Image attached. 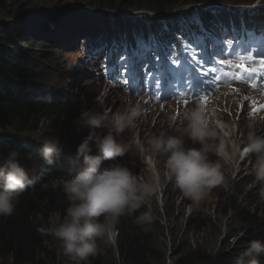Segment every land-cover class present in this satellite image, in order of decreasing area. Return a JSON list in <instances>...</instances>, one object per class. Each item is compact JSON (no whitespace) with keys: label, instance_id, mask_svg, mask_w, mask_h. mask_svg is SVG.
Segmentation results:
<instances>
[{"label":"rangeland","instance_id":"1","mask_svg":"<svg viewBox=\"0 0 264 264\" xmlns=\"http://www.w3.org/2000/svg\"><path fill=\"white\" fill-rule=\"evenodd\" d=\"M91 2L95 1L19 0L15 7L21 4L22 6L16 10L14 9L15 14H19L22 9L24 11L26 7L35 5H40V7L43 5L47 8L39 12H32L27 16H25V12L20 15H14L13 12L11 15H8L6 11L4 13L0 12V31H5L3 27H6L7 30L13 29L16 45L22 46L23 49H29L21 52H29L33 55L39 67L46 70L45 80L47 82L52 81L63 87L77 102L82 104L83 113L93 110L116 115L124 111L128 106L136 103L142 105L144 112L136 119L134 125L124 132L114 133V135L119 143L129 146L128 152L131 155L136 156L141 161L140 178L151 182L154 173L159 175L160 189L156 195L149 198L145 205V211L150 210L154 217V223L148 234L153 237L156 244V252L164 253V258L159 255L160 258L154 260L153 264H221L223 261L227 262L226 259L228 257L234 259L243 249L249 246L250 241L264 240V200L260 197L261 186L256 184L249 194L242 192L237 195L234 193L232 197L229 196L232 194L230 193V185L233 183V176H240L241 173H251L255 159L244 158V151L242 155L240 154L241 151L234 147L232 143L234 140L229 132L234 130V139L239 137L242 139L243 143L241 145H243L246 140L248 124L250 122L253 123V121L256 123V118L264 114V111H255V114H253L254 104L259 107L258 104L261 99V96L255 98L256 94L254 93L257 91V87H264V73H257L252 76L245 73L243 79L229 76H224L220 79V81H233L237 85L235 92H229V87H223L221 90L224 98L221 99L220 106L222 111H220V114H222L221 117H224V119H226L225 116L228 119V121L224 120V131L228 133L229 137L222 134L219 129H213L214 135L207 141L211 158L220 159L225 179L222 184L208 192L203 200L195 203L185 197L174 186L173 182L167 179L164 158L153 155L151 151H147L141 156L140 147L148 148V137L153 134H159L161 131L175 134L174 129L181 126L180 121L185 111L200 105L205 108H212L216 105L212 100L207 101L205 104L199 99V97L205 95V90L195 91L194 86L193 89H188V84L199 77V70L193 71L190 68L193 73L190 75L188 74L190 70L184 72V78H186L183 81L184 89H169L174 76H172L171 70L165 67V63L173 68H177L178 64H174L172 59L162 53V65L160 64L162 66L161 88L159 90L150 89L148 86L143 85L142 82L137 85L129 82L125 85L120 77L109 78L110 73L106 72L105 68L113 62L116 65L121 64V57L117 58L116 52L113 51V57L109 60L108 53H103L102 49L99 48L100 42L98 40L89 39L87 41L89 45H86L87 31L90 28H95V26L106 30L104 24L98 22V20H110L115 17L112 20L127 21L137 17L149 22L152 18H159L160 15L156 13L154 15L147 10L137 11L134 8L126 7L96 8L98 6L91 4ZM41 13H44L43 15L45 16L42 15V17L46 20L44 21L43 18L38 20L43 22L51 21L53 23L51 32L55 31L56 28L58 29L52 33L53 37L50 39L49 46H44L34 36L35 31H37L34 25L39 22L36 18L38 14L41 17ZM169 15L171 14L167 16ZM91 16L97 17L98 20L88 23ZM193 18L196 17L192 16L184 21L180 16L176 15L166 19L174 23H180L179 26L169 29L167 34L171 39L170 43L178 42L179 49L182 51L181 54L183 53L184 56H186L185 46L177 30L182 27H189ZM82 26L87 27L84 29L83 34L77 37L78 42L75 40L72 42V46H65L68 42L67 35L70 33L78 34V30ZM159 27L160 25L155 26V28ZM32 37L34 38L33 40H31ZM75 37L73 36L72 38ZM206 39L209 41V46L205 49L201 48L200 53H206L211 61L215 62L216 52H214V48L212 50V44L215 43L213 45L215 48L223 45L217 42L220 39L210 36L206 37ZM33 42H37V44L35 43V45ZM32 43L34 46H32ZM57 46L62 48L60 52L54 53L56 57L58 56V62L57 64L54 63L55 65L52 63L48 64L43 60H46L43 55H51L52 49L50 48L54 49ZM89 51L94 52V58L90 59L88 54H85L81 62L80 55L83 52L90 53ZM246 53L249 54L247 51ZM188 63H191V61L189 60ZM207 66L211 67L215 66V64ZM144 67L147 66L145 65ZM144 67L137 65V69L141 73L144 71ZM63 70H66V73H74V78L70 80L72 85L68 84ZM123 71L124 69H120L121 77L125 75ZM53 73L56 76H53ZM41 80H38L37 83H39L38 87L43 89L45 85L40 83ZM142 80L143 77L141 76L140 81ZM155 95H160L161 99L157 100ZM185 100H187V103L184 102ZM225 101L226 104H224ZM232 102H235L237 106H232ZM230 106L233 107V112H231ZM246 107H249L248 110H245ZM173 117L176 119L173 120ZM76 121L68 120L64 117L59 121L47 120L39 129L28 132L23 136H28L38 141H43L48 136H57L67 150H72L73 147H77L88 132L87 128L77 131L78 125ZM107 130V128L98 129L97 132L98 134H103ZM183 135L187 139V133L185 132ZM221 140L224 141L225 145V158L217 157L215 154ZM187 143L192 147L200 146L199 143L193 144L191 141H187ZM67 144H69L68 147L66 146ZM241 145L238 148H241ZM65 153L67 154V152ZM67 159L68 163H65L67 166L62 173L60 175L55 174L46 183L42 184L41 194L38 197L42 208L54 220V223L63 220L64 210L68 205L64 193L57 187L58 178H71L83 170L82 165L74 155H69ZM30 178L35 180L34 175H30ZM117 225H115L112 233L98 241L99 254L90 256L89 259H98L97 261L101 264H129L122 260L117 249ZM225 225H227L226 231ZM241 231L245 232L242 237L239 235ZM218 246L219 253H217ZM56 250L58 256L57 264H73L63 253L59 241H57ZM87 261L82 262V264H86ZM260 261H264L263 256ZM7 264H12L11 260H8Z\"/></svg>","mask_w":264,"mask_h":264},{"label":"clouds","instance_id":"2","mask_svg":"<svg viewBox=\"0 0 264 264\" xmlns=\"http://www.w3.org/2000/svg\"><path fill=\"white\" fill-rule=\"evenodd\" d=\"M255 2L259 5L261 0H255ZM43 14L41 13L40 16ZM38 18L39 14L36 19ZM93 20H98V18L91 16L88 23ZM128 20L124 21L126 25H128ZM38 21L37 24L43 22ZM109 21V19L98 20L104 23L105 28ZM111 21L117 23L116 20ZM86 27H80L78 34L67 35L68 42L65 46H72V42L78 41L77 37L83 34L82 31ZM90 29L97 31L96 29L101 28ZM73 36L76 37L72 38ZM99 38L101 36L94 34L87 39L99 40L100 46L104 40ZM58 49L62 48L55 47L53 53ZM80 56L82 62L85 56ZM63 71L68 84L72 85L70 80L74 78V73ZM60 88L64 90L63 87L60 86ZM143 112L144 109L140 103L126 107L124 111L116 115L88 110L76 121L77 131L88 129L87 135L76 148L67 150L57 136H48L42 141L41 156L47 165H53L57 157L64 156L62 162L64 166L56 174L60 175L67 166L65 163H68L69 155H74L83 168L71 178H58L57 187L64 193L68 202L63 220L38 228L42 236L52 237L53 240L60 242L63 253L73 264H82L90 256L98 255L100 251L98 241L114 231L115 225L119 223L122 216L132 217L133 223L144 232L151 230L154 223L152 212L147 210L139 215L136 213L147 204L149 198L159 191V175L154 173L151 182H147L135 174L127 164L121 163L118 158L126 155L129 146L119 143L114 135V133L119 134L132 127ZM214 116L215 113L211 107L205 108L200 105L189 109L182 116L181 126L174 129L175 134L161 131L159 134L148 137V148L140 147L141 156L151 151L153 155L164 158L167 179L173 182L185 197L195 203L203 200L208 192L222 184L225 179L220 159L211 158L207 143L208 139L214 135L213 129H219L222 134L229 137L224 131V117L219 115L222 125H216L211 121ZM175 119L173 117V120ZM105 128L108 129L106 133L98 134V129ZM185 132L187 139L183 135ZM187 141L193 144L199 143L200 146H189ZM232 143L235 144V141ZM243 145L246 155L244 158H255L252 171L233 176V183L230 185L232 194L229 196L232 197L234 193L237 195L235 183L239 180H247V177H253L242 192L249 194L256 184H259L261 186L260 197L264 200V131L250 122ZM243 151L240 152L241 155ZM215 154L220 158L226 157L223 140L217 146ZM19 155L17 151H11L6 161L0 165V217L12 216L17 210L21 195L37 180L36 172L28 173L19 163ZM109 161L112 163L105 167ZM30 175H34L35 180H32ZM226 230L227 225H225ZM239 235L242 237L245 232L241 231ZM44 242L48 243L47 240ZM217 253H219V246ZM262 256H264V240H252L249 246L234 258V264H260Z\"/></svg>","mask_w":264,"mask_h":264},{"label":"trees","instance_id":"3","mask_svg":"<svg viewBox=\"0 0 264 264\" xmlns=\"http://www.w3.org/2000/svg\"><path fill=\"white\" fill-rule=\"evenodd\" d=\"M19 0H0V12L11 15L25 16L32 12L46 10V6L35 5L24 8L19 14L14 9ZM91 4L96 8H136L135 10H147L161 15L169 14L173 9L187 4H203L210 1L225 3L221 0H94ZM235 4H251L255 0H225ZM15 7V8H14ZM38 9V10H35ZM201 16L202 25L207 30L227 32L229 29H247L252 24L262 26L264 17L253 20V14H241L236 9L227 7H215L212 9H197ZM37 14V13H36ZM43 18L42 15L38 19ZM44 19V18H43ZM122 22L120 19H115ZM51 21L35 24L38 30L34 36L44 46H49L52 39ZM0 31V164L2 165L11 151H17L19 163L29 172H36L37 180L29 186L28 190L21 195L20 203L16 212L9 217H0V264H57V241L52 237H45L40 234L38 228L47 227L54 220L49 217L42 208L38 197L41 194L42 184L46 183L64 166V156L55 159L53 165H47L41 156L42 141L28 136V132L40 128L47 120L59 121L61 118L78 120L83 114V106L80 102L66 93L52 81L47 82L44 78L45 69L39 67L35 57L16 45L13 29ZM56 30V29H55ZM51 34V35H48ZM34 38L32 37L31 40ZM44 40V41H43ZM42 41V42H41ZM52 47V46H51ZM57 51V52H56ZM55 53L60 52L59 49ZM43 55L48 64L58 62L53 53ZM55 65V64H54ZM53 65V67H54ZM53 76H56L53 73ZM45 85L43 89L39 86L38 80ZM130 155V156H129ZM121 163L127 164L138 176L141 174L142 163L129 152L122 158ZM112 161L106 163L105 167ZM57 175V174H56ZM253 177L247 180H239L236 184L237 194L244 191ZM145 207L136 213L145 211ZM117 249L122 260L129 264H153L154 260L164 253L156 252V244L148 232L133 223V218L127 215L122 216L117 223ZM45 240L48 241L45 244ZM264 257V256H263ZM93 258L88 259L86 264H101ZM227 262L221 264H234L233 258L228 257ZM264 264V261H260Z\"/></svg>","mask_w":264,"mask_h":264},{"label":"snow or ice","instance_id":"4","mask_svg":"<svg viewBox=\"0 0 264 264\" xmlns=\"http://www.w3.org/2000/svg\"><path fill=\"white\" fill-rule=\"evenodd\" d=\"M199 23V21H194ZM247 36L249 37L248 41L243 43V47L247 50L252 44L259 46L261 51H257L256 55L246 54L239 55L238 60L232 61L226 59L221 51L218 53L221 56V59L218 61H211V59L206 55V53H200L197 55H188V48H185L186 58L185 63H188L190 60L191 63L188 64V67L192 68L193 71L199 70V78L195 81L196 89H203L205 85H211L215 82H218L222 77L229 76L236 79H243L244 74L247 73L249 76L257 73H264V33L256 35L253 31H246ZM202 39V34L200 36H195L196 48H200V41ZM232 41L229 40L226 42L229 52H235L236 49L232 47ZM206 48V46H205ZM166 50L167 56L169 59H172L174 64H179L178 54L175 53L173 45L171 43L167 45L161 44L160 41L156 40L155 37H151L148 40H141L137 48L131 50L127 48H122L119 52H127V59L124 60L121 64L116 65L114 62L105 68V71L110 73L109 78L120 77L123 79V83L127 85L130 81L133 85L141 83L145 86H148L150 89L159 90L161 88V65L159 64L158 57L160 51ZM107 51L109 60L113 57V50L105 49ZM119 52L116 53L117 58H119ZM155 52V56L153 53ZM151 58V59H149ZM209 64H215V66H207ZM137 65L144 67V71L141 73L137 69ZM194 66V67H193ZM120 69L125 70V75L121 77ZM143 77V80L140 81L139 78ZM255 87V85H253ZM188 89H193V83L188 84ZM157 100L161 99L160 95H155ZM203 103H207L208 96L199 97ZM187 103V100L184 101ZM255 111H264V105L256 107L254 104V113Z\"/></svg>","mask_w":264,"mask_h":264},{"label":"bare ground","instance_id":"5","mask_svg":"<svg viewBox=\"0 0 264 264\" xmlns=\"http://www.w3.org/2000/svg\"><path fill=\"white\" fill-rule=\"evenodd\" d=\"M136 9V8H135ZM111 18V17H110ZM113 18H115V17H113ZM112 18V19H113ZM62 19V18H61ZM112 19H110V20H112ZM181 21V20H180ZM180 24V23H179ZM53 26V25H52ZM56 27V26H55ZM56 30H58L57 28H56ZM55 30V31H56ZM55 31H53V32H55ZM36 32V31H35ZM52 32V33H53ZM53 35V34H52ZM31 41V40H30ZM40 41V40H39ZM44 41V40H43ZM42 42V41H41ZM34 43V42H33ZM33 43H32V46H34L33 45ZM36 44H37V42H35ZM34 43V44H35ZM39 43V42H38ZM30 44V43H29ZM35 44V45H36ZM78 45V44H77ZM31 46V47H32ZM36 48V47H35ZM42 48V47H41ZM47 48V47H46ZM50 49H53V48H50ZM39 51V50H38ZM60 51V50H59ZM57 52V51H56ZM90 52V51H89ZM87 53V52H86ZM88 54V53H87ZM61 55V54H60ZM58 57V56H57ZM106 57V56H105ZM58 59V58H57ZM61 61V60H60ZM52 64H54V63H52ZM59 65H60V63H59ZM67 67V66H66ZM63 69V68H62ZM59 71V70H58ZM61 71V70H60ZM62 74V73H61ZM49 76V75H48ZM130 99V98H129ZM131 99H133V98H131ZM129 102V101H128ZM232 106H237L236 105V103L235 102H232V104H231ZM232 106H230V108H231V112H233L234 110H233V107ZM248 108L249 107H246V109L245 110H248ZM220 116L222 115V114H219ZM225 120L226 121H228V119H227V117L225 116ZM253 124H255L256 126H257V128H259V129H261L262 131H264V119L263 118H261V116L259 117V118H257L256 119V123H254V121H253ZM246 130H247V128H246ZM229 134H230V136L232 137V139L235 141V144H234V147L235 148H237L239 151H243V149H244V145H241L243 142H242V139H240L239 137H237L236 139H234V130H231L230 132H229ZM242 146L241 148H238L239 146ZM130 156V155H129ZM246 156V155H245ZM244 156V157H245ZM251 160V159H250ZM224 238V237H223Z\"/></svg>","mask_w":264,"mask_h":264}]
</instances>
